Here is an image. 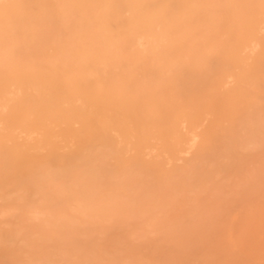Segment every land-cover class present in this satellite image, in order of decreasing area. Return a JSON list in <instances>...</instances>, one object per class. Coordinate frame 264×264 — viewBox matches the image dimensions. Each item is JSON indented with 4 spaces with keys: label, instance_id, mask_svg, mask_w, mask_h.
Returning <instances> with one entry per match:
<instances>
[{
    "label": "bare ground",
    "instance_id": "1",
    "mask_svg": "<svg viewBox=\"0 0 264 264\" xmlns=\"http://www.w3.org/2000/svg\"><path fill=\"white\" fill-rule=\"evenodd\" d=\"M261 70L264 0H0V264L165 214Z\"/></svg>",
    "mask_w": 264,
    "mask_h": 264
},
{
    "label": "rangeland",
    "instance_id": "2",
    "mask_svg": "<svg viewBox=\"0 0 264 264\" xmlns=\"http://www.w3.org/2000/svg\"><path fill=\"white\" fill-rule=\"evenodd\" d=\"M260 74L253 100L241 103L234 115L225 114L219 125L209 123L208 146L170 182L179 192L170 187L166 197L172 204L165 214L142 221L135 212L101 227L79 226L66 253L54 251L50 264H76L84 255L98 264L113 259L116 264H264V71ZM214 80H203L200 90L205 93Z\"/></svg>",
    "mask_w": 264,
    "mask_h": 264
}]
</instances>
